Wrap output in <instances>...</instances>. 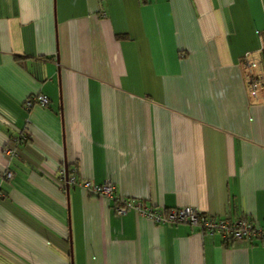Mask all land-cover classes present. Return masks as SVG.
Here are the masks:
<instances>
[{
	"label": "crops",
	"instance_id": "obj_1",
	"mask_svg": "<svg viewBox=\"0 0 264 264\" xmlns=\"http://www.w3.org/2000/svg\"><path fill=\"white\" fill-rule=\"evenodd\" d=\"M246 55L264 77V0H0V264H264L258 240L114 214L126 199L264 227Z\"/></svg>",
	"mask_w": 264,
	"mask_h": 264
},
{
	"label": "built area",
	"instance_id": "obj_2",
	"mask_svg": "<svg viewBox=\"0 0 264 264\" xmlns=\"http://www.w3.org/2000/svg\"><path fill=\"white\" fill-rule=\"evenodd\" d=\"M104 17V14L102 15ZM242 65L247 74V86L249 95L256 98L258 91L264 86V77L262 74L253 73L257 67V63L252 61L247 55L242 60ZM49 100L44 95H35L26 99L23 103L25 110L29 111L33 106L47 107ZM25 134L14 136L8 139L3 149L4 155L11 160L17 156L18 145L24 139ZM13 178V171L7 169L0 174V183L9 181ZM62 178L66 185L79 187L89 194L100 197L110 198L114 191V184L106 180L101 184H95L91 181H82L75 178L73 175L68 176L62 174ZM4 197L0 191V198ZM129 211H134L145 219L155 223L156 225H178L186 224L197 228L203 235L218 234L223 241L252 242L258 240L264 245V227L256 223L245 220H238L236 222L228 221L226 219H218L200 213L196 208L181 207L173 209H160L145 207L142 202L132 201L126 199H118L114 207V214L122 216Z\"/></svg>",
	"mask_w": 264,
	"mask_h": 264
}]
</instances>
